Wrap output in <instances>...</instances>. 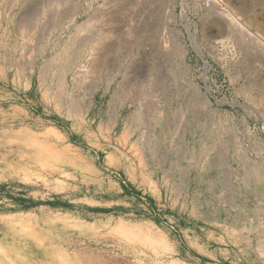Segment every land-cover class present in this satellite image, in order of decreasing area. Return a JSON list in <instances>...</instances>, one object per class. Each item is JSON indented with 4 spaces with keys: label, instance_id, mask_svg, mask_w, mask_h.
<instances>
[{
    "label": "rangeland",
    "instance_id": "rangeland-1",
    "mask_svg": "<svg viewBox=\"0 0 264 264\" xmlns=\"http://www.w3.org/2000/svg\"><path fill=\"white\" fill-rule=\"evenodd\" d=\"M48 1L0 0L1 252L26 264H264V49L241 35L264 39V0H222L230 22L201 23L203 38L231 39L232 56L199 120L180 107L176 73L153 74L132 105L72 90L81 51L57 48Z\"/></svg>",
    "mask_w": 264,
    "mask_h": 264
},
{
    "label": "built area",
    "instance_id": "built-area-1",
    "mask_svg": "<svg viewBox=\"0 0 264 264\" xmlns=\"http://www.w3.org/2000/svg\"><path fill=\"white\" fill-rule=\"evenodd\" d=\"M48 7L54 36L62 38L55 40L57 48L76 45L81 51L69 85L83 94L112 90L132 105L136 89L153 74L176 73L180 107L199 120L202 103L211 104L219 63L231 61L229 37L201 34L203 21L230 22L231 12L222 0H49ZM245 41L247 49L262 53L264 46ZM246 108L250 110L248 104Z\"/></svg>",
    "mask_w": 264,
    "mask_h": 264
},
{
    "label": "bare ground",
    "instance_id": "bare-ground-1",
    "mask_svg": "<svg viewBox=\"0 0 264 264\" xmlns=\"http://www.w3.org/2000/svg\"><path fill=\"white\" fill-rule=\"evenodd\" d=\"M232 17H234L233 15H232ZM231 18V17H230ZM231 29V28H230ZM232 31V30H231ZM241 33V32H240ZM246 33V32H245ZM243 37H242V40L243 39H246V35H247V37H249L250 35H248L247 33H246V35H244L243 33L241 34ZM244 36H245V38H244ZM256 37V38H255ZM248 39H251V38H248ZM254 41L255 42H257L258 43V45H261V46H264V42L259 38V37H257L256 35H254ZM255 117H257L258 118V114H256L255 113ZM20 140V139H19ZM17 141V140H16ZM20 142V141H19ZM5 154V153H4ZM36 157V156H35ZM22 158V157H21ZM20 158V159H21ZM3 159V158H2ZM4 161V160H3ZM29 164V163H28ZM14 165V164H13ZM47 167V166H46ZM13 173V172H12ZM261 178V177H260ZM249 179V178H248ZM246 180V179H245ZM261 203V202H260ZM26 221V220H25ZM24 221V222H25ZM28 223V222H27ZM4 225V224H3ZM29 225V224H28ZM6 226V225H5ZM32 227V226H31ZM10 228V227H9ZM13 228H14V226H13ZM16 228V227H15ZM33 228V227H32ZM41 228V227H40ZM26 229V228H25ZM9 230V229H8ZM11 230V229H10ZM22 230V229H21ZM16 231V230H15ZM32 231V230H31ZM7 232V231H6ZM33 232V231H32ZM13 233V232H12ZM258 233V232H257ZM17 234V233H16ZM7 235H9V234H7ZM18 235H19V233H18ZM44 235V234H43ZM48 235V234H47ZM14 236V235H13ZM31 236V235H30ZM38 236V235H37ZM40 236V235H39ZM28 237V236H27ZM39 238V237H38ZM51 238V237H50ZM2 239V238H1ZM29 239V238H28ZM41 239V238H40ZM40 239H39V241H40ZM3 240V239H2ZM17 240V239H16ZM23 240V239H22ZM45 240V239H44ZM7 241V240H6ZM20 241V240H19ZM34 241V240H33ZM1 242V241H0ZM25 242V241H24ZM36 242V241H35ZM43 243V242H42ZM53 243H54V241H53ZM4 244V243H3ZM11 244V243H10ZM34 244V243H33ZM14 246V245H13ZM24 246V245H23ZM34 246H35V244H34ZM37 246V245H36ZM19 248V247H18ZM13 249H14V247H13ZM2 250H0V255H1V253H3V252H1ZM11 251V250H10ZM10 251L8 252V253H3L4 255H3V257H0V264H26V262H24V263H21V262H19L18 261V259L16 258V256H10ZM24 251V250H23ZM36 251V250H35ZM30 252H32V251H30ZM37 252H38V250H37ZM44 252H46V251H44ZM259 252V251H258ZM32 253H34V252H32ZM31 253V254H32ZM41 255V254H40ZM55 255V254H54ZM68 255H70V254H68ZM26 257V256H25ZM27 258V257H26ZM38 258V257H37ZM60 258H62V257H60ZM64 258V257H63ZM68 258V257H67ZM76 259H80V256L79 255H76L75 256V260ZM58 260V259H57ZM98 260V259H97ZM61 261H64V259H61ZM69 261V260H68ZM96 261V260H95ZM33 262V261H32ZM170 262V261H169ZM28 263V262H27ZM68 263V262H67ZM82 263H84V264H93V262L92 261H90V260H86V261H83ZM28 264H31V263H28ZM49 264H63V263H57V262H55V261H53L52 263H49ZM65 264V263H64ZM97 264H110L108 261H104V260H100V261H98L97 262Z\"/></svg>",
    "mask_w": 264,
    "mask_h": 264
}]
</instances>
